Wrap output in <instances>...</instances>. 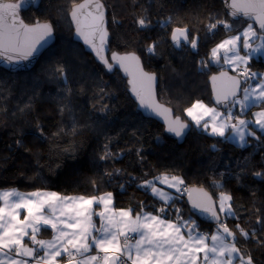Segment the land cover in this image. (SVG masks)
<instances>
[{
	"label": "trees",
	"instance_id": "1",
	"mask_svg": "<svg viewBox=\"0 0 264 264\" xmlns=\"http://www.w3.org/2000/svg\"><path fill=\"white\" fill-rule=\"evenodd\" d=\"M102 1L108 10L111 51L138 53L145 68L159 76V99L171 106L176 115L190 121L184 115L186 107L197 100L213 104L208 79L217 70L210 65L211 49L241 31L246 25L243 20H232L221 0ZM71 3L72 0H42L38 8L22 12L27 23L51 21L56 43L31 70L10 72L0 67V189L26 192L39 189L86 196L111 192L116 208L133 207L140 211L143 202L145 211L156 214L155 209L162 207V202L138 185L167 172L181 176L188 188H206L214 198L219 191L231 193L233 206L240 213L239 220H226L233 231H237V223L246 230L259 228L255 222L257 215L264 220V179L253 173L264 172V147L251 139L248 145L239 147L194 126L191 121L193 128L185 141L179 143L163 124L144 117L119 69L109 70L74 40L69 17ZM141 16L150 21L148 27L138 25ZM217 19L227 20L232 30L220 25L208 32L206 25ZM176 27H187L190 38H198V47L176 48L171 39ZM154 42L156 51L151 54L147 46ZM61 66L63 78L58 72ZM249 67L252 71H263L264 58L254 57ZM101 105H107L109 110L101 113ZM61 108L65 109L63 113ZM252 109L245 113L247 117L253 115ZM37 125L43 128L44 138L38 135ZM257 132L264 140V133ZM21 138L24 147L15 143ZM106 143L111 153L119 155L102 161L99 157ZM66 148L73 150L65 152ZM116 169L123 171L115 173L109 182L105 172ZM237 173L240 183L235 179ZM131 177L137 179L130 181ZM213 180H222L223 188L213 187ZM92 181L99 186L98 191L93 189ZM121 184L125 185L123 189ZM173 195L174 208H180L187 218L191 213L186 193L173 192ZM166 218L174 219V210ZM192 218L203 232L211 233L216 227L194 214ZM42 232L46 236L52 234L50 228ZM256 236L264 240V230H258ZM237 246L250 251L256 264H264V248L253 239L241 238Z\"/></svg>",
	"mask_w": 264,
	"mask_h": 264
},
{
	"label": "snow or ice",
	"instance_id": "2",
	"mask_svg": "<svg viewBox=\"0 0 264 264\" xmlns=\"http://www.w3.org/2000/svg\"><path fill=\"white\" fill-rule=\"evenodd\" d=\"M24 3L25 0H17L16 3L0 2V59L8 64L28 60L38 50V45L42 46V42L46 43L53 36L51 22L37 20L32 25L24 23L19 15ZM225 3L229 15L247 17L258 25L259 30L253 23H248L242 32L237 30L236 35L229 36L211 49V57L215 61L223 59L224 64L240 69L237 76L221 72L219 77H211L215 104L223 106L225 111L209 107L200 100L184 111L196 127L206 132L210 128L213 136L234 138L242 148L248 144L249 137H254L259 146L264 147V140L250 128V125H254L264 133V109L254 113V121L242 119L233 111L239 106L240 112L244 113L264 104V73L252 71L249 67L250 60L257 54L264 55V0H225ZM70 16L76 25V35L96 53L100 61L109 70L114 67V63L119 65L131 77L129 83L139 105L162 117L168 133L176 137L185 135L190 124L180 116L173 117L172 109L157 101V74L146 72L139 56L135 53L113 52L111 61L114 63H110L103 55L109 33L102 0H82L80 3L72 0ZM115 22L114 17L113 23ZM137 23L145 28L150 21L141 16ZM220 25L226 30H232V24L219 19L206 25V28L208 32H213ZM171 39L176 47H181L182 44L189 45L192 49L198 47V38H190L187 27L173 28ZM147 51L155 54V42L147 46ZM58 72L63 78L62 66ZM218 80L221 82L219 87ZM100 91L104 92L103 89ZM64 110L61 108V113ZM108 110L107 105L99 108L101 113ZM36 131L42 138L45 137L40 125L36 126ZM72 131H76L75 127ZM226 133L229 135L226 136ZM15 143L18 147H24L22 138ZM104 149L99 157L102 161L119 155L111 153L107 143ZM72 150L64 149L65 152ZM137 155L143 160L139 150ZM122 171L116 169L115 172H105V176L110 182L115 173ZM253 175L264 179V172L257 171ZM135 179L137 178L131 177L130 181ZM235 179L240 183V173L236 174ZM157 182L175 189L176 193L187 194L191 203V214L187 218L180 208H174L176 197L163 187H157ZM91 183L93 189L98 191L97 183ZM212 186L223 188L222 180H213ZM120 187L123 189L125 185L121 184ZM138 187L150 190L162 202L163 206L155 209L156 214L145 211L143 202L139 206L140 211H135L133 207L117 210L113 207L111 192L69 196L39 189L32 192H21L15 188L0 189V264H59L63 256H67V264H256L251 252L242 250L237 244L241 238L244 241L253 239L257 246L264 248V240L256 236L258 230H264V220L257 215L255 223L259 228L246 230L237 223L235 228L238 234L233 231L226 220H239L240 213L233 206L231 193L219 191L214 198L204 188H188L181 176L167 172L160 173L151 180H144ZM98 207L101 208L100 211H96ZM170 210L175 212L174 219L166 218ZM22 212L25 213L23 219L20 218ZM192 214L215 223V229L211 233L201 231ZM49 228L53 233L52 238L39 239L41 230ZM25 238L28 243H25Z\"/></svg>",
	"mask_w": 264,
	"mask_h": 264
},
{
	"label": "water",
	"instance_id": "3",
	"mask_svg": "<svg viewBox=\"0 0 264 264\" xmlns=\"http://www.w3.org/2000/svg\"><path fill=\"white\" fill-rule=\"evenodd\" d=\"M221 1H222L223 4H224V7H225V10H226L227 14H229V9H228V7L226 6L225 0H221ZM0 2H3V3H16L17 0H14V1L0 0ZM41 2H42V0H35V2H33V0H25L24 6L21 8V10H20V12H19L20 17L22 18V12H25V11L31 9L32 7H33V8H38V7L41 5ZM80 2H82V0H81ZM80 2H78V3H80ZM102 2H103V1H102ZM103 3H104V2H103ZM104 4H105V3H104ZM230 16H231V15H230ZM69 17H70L71 23H72V25H73V30H74V32H73V38H74V40H75L76 42L82 44V45L84 46V48H85L86 51H88V52L91 53L92 55L96 56V53H95V52H94L89 46H87V45L84 44L83 39L79 38V37L76 35V31H75V30H76V25H75V23L72 21L71 16H70V13H69ZM22 19H23V18H22ZM105 19H106V28H107V30H108L109 35H108V38H107V44H106V47H105V49H104V51H103V55L109 59V62H110V63H114V62L111 61V55H112L113 52H117V53H120V54H125V53H135L137 56L140 57V55H139L138 53L134 52V51H124V52L111 51V49H110V38H111V32H110V29H109L108 10H107L106 5H105ZM231 19H232V20H243V24L253 23V24L256 26V28L258 29V25H256L254 21L249 20L247 17H243V16H240V17H232V16H231ZM23 21H24V19H23ZM40 22H51V21H40ZM24 23H26V24H28V25H32V24H34V23H36V22H34V23H27L26 21H24ZM51 23H52V22H51ZM52 25H53V23H52ZM53 28H54V25H53ZM258 30H259V29H258ZM56 40H57V35H56V30H55V28H54L53 36H52L51 38H49V39L47 40L46 43L42 42V46H39V45H38V46H37V47H38V50H37V51H36L31 57H29L28 60H22V61H19V62H14V63H12V64H8V63H5L2 59H0V67H1V68H4L5 70H8V71H10V72H18V71H28V70H31V69L35 66V64L37 63V61H38L39 58L41 57V55H42L47 49L51 48V47L56 43ZM176 48L180 49L181 47H176ZM96 57H97V56H96ZM97 58H98V57H97ZM98 59H99V58H98ZM99 61H100V59H99ZM209 61H210V65H211L212 67H215L216 61L211 57V55H210V57H209ZM100 62H101V61H100ZM101 63H102V62H101ZM140 63H141V66L143 67V69H144L146 72L156 73V72H153V71H149V70H147V69L145 68L144 63H143V60H142L141 57H140ZM114 67H116L117 69H119V71L122 73V75H123L125 78H127L128 83H129V80L131 79V77H130L128 74H126V73L124 72V70H123L122 68L119 67V65H117V64L114 63ZM114 67H113L111 70H113ZM219 67H222V68H223V67H224V64H221ZM221 72H227L230 76H237L238 74L234 73V72L231 71L230 69L223 68V69H221L220 71H218V72H214L213 74H211V76H210L209 79H208L209 84H210L211 93H212V102H213V104H214L217 108H219V109L225 111V109H224L223 106H217V105L215 104V93H214V89H213V82H212V80H211V77H212V76H217V77H219ZM156 74H157V73H156ZM157 78H158V80H157V84H156V88H155V91H156V99H157V101H158L159 103L163 104L165 107H169V108H171V109H172V115H173V117L178 116V115L175 114V110H174L171 106L167 105L166 103L162 102V101L159 99V96H158L159 76H158V74H157ZM220 83H221L220 80H218V81H217V87L220 86ZM131 88H132V86H131V84L129 83V90H130V92H131V95L133 96V98H134V100H135V102H136V104H137V108H138V110L143 114V116L146 117V118L154 119V120L160 122L161 124H163V125L165 126V129H166L167 125L165 124V122H164V120H163L162 117L156 116L154 113L151 112V110L145 109V108H143V107H141V106L139 105V101H138V99L136 98L135 94L132 92ZM180 117H181V116H180ZM181 119H182L183 121H185V122H188V123L190 124V128H189L188 130H186V134L183 135L182 137H176L174 134H171V133H170L172 136H174V137L178 140L179 143H183V142L185 141L187 135L189 134V132H190L191 129L193 128V125H192V123H191L190 121H188V120H184L182 117H181ZM190 188H204V187L192 186V187H190ZM204 189H205L206 191H208L206 188H204ZM208 192H209V191H208ZM209 193H210V192H209ZM210 194H211V193H210ZM211 195H212V194H211ZM212 196H213V195H212ZM213 197H214V196H213ZM185 198H186V202H187V204L189 205V207H190V209H191V203L188 201V196H187V194H186V197H185ZM194 215H196L200 220H202V221H204V222H207V223H210V224H215V223H213V222H209V221L207 220V218H205V217H202V216H200V215H198V214H194Z\"/></svg>",
	"mask_w": 264,
	"mask_h": 264
},
{
	"label": "rangeland",
	"instance_id": "4",
	"mask_svg": "<svg viewBox=\"0 0 264 264\" xmlns=\"http://www.w3.org/2000/svg\"><path fill=\"white\" fill-rule=\"evenodd\" d=\"M254 26V25H253ZM245 27H247V24L245 25ZM244 27V28H245ZM243 28V29H244ZM243 29L241 30V32L243 31ZM258 30V29H257ZM234 35H236V34H234ZM232 36V35H231ZM242 54H244V50H242ZM261 57H263L264 58V55H260V54H257V56H256V58L258 59V58H261ZM226 65V67L228 68V69H230V70H233V71H235V72H239L240 71V69H233L231 66H229V65H227V64H225ZM258 73H264V70L263 71H261V72H258ZM201 101V100H200ZM204 104H206V105H208L209 107H216L214 104H212V103H209V102H205V101H202ZM189 107H191V106H189ZM186 108H188V107H186ZM185 108V109H186ZM253 109H252V113H253V115L252 116H248L247 117V115H245V113L248 111H246V112H244V113H241L240 112V109H239V106H237L236 108H234L233 109V111H234V113L236 114V115H238V116H240V118H242V119H246V120H252V121H254L255 120V116H254V113H256V112H259V111H261L262 109H264V107H257V106H255V107H252ZM184 109V110H185ZM218 110L219 111H221V112H224V110H221V109H219L218 108ZM184 115L185 116H187V113L184 111ZM187 118L191 121V118L190 117H188L187 116ZM192 122V121H191ZM193 123V122H192ZM193 125H194V123H193ZM195 126V125H194ZM250 128H251V130L252 131H255L256 132V134H257V136H258V132H257V128L254 126V125H250ZM209 132H210V128H209V130H208ZM227 135H229L228 133H226V136ZM226 139V138H225ZM249 139V142H248V144L250 143V139H251V141L252 142H255L256 140H255V138L254 137H249L248 138ZM228 140L230 141V142H232V143H234L235 145H237L238 146V144H237V141L234 139V138H228ZM247 144V145H248ZM246 146V145H245ZM160 186H158V185H156L157 187H161V184H159ZM171 190H175V189H171ZM165 191H169V192H171L170 190H167V189H165ZM172 193V192H171Z\"/></svg>",
	"mask_w": 264,
	"mask_h": 264
},
{
	"label": "crops",
	"instance_id": "5",
	"mask_svg": "<svg viewBox=\"0 0 264 264\" xmlns=\"http://www.w3.org/2000/svg\"><path fill=\"white\" fill-rule=\"evenodd\" d=\"M160 186V185H159ZM161 187H163L164 189H167V190H170L171 192H172V194H173V192H176V190H171V189H169L166 185H161ZM20 191V190H19ZM43 191H49V190H43ZM21 192H26V191H21ZM30 192H32V191H30ZM55 192V191H54ZM69 196H71V195H69ZM113 207L115 208V209H120V208H116L115 207V204H114V196H113ZM101 210V208H99V211ZM25 213H23L22 212V214H21V219H23V215H24ZM98 223H99V221H98ZM97 223V224H98ZM44 229H42L41 230V233H40V235L38 236V238L39 239H44V240H49V239H51L52 238V235H53V233L51 234V235H48V236H46V235H43V231ZM25 243H28V240H27V238H25ZM42 254V253H41ZM94 254V253H93ZM67 261H68V258H67V256H63L61 259H60V261H59V264H67Z\"/></svg>",
	"mask_w": 264,
	"mask_h": 264
},
{
	"label": "flooded vegetation",
	"instance_id": "6",
	"mask_svg": "<svg viewBox=\"0 0 264 264\" xmlns=\"http://www.w3.org/2000/svg\"><path fill=\"white\" fill-rule=\"evenodd\" d=\"M184 45L182 44V47H183ZM185 46H189V45H185ZM211 55V54H210ZM210 55H209V57H210ZM221 64H224L223 63V59H221L219 62H217L216 61V64H215V69L217 70L216 72H218V71H220L221 69H223V68H227L226 67V65L224 64V67L222 68V67H219ZM228 69V68H227Z\"/></svg>",
	"mask_w": 264,
	"mask_h": 264
}]
</instances>
